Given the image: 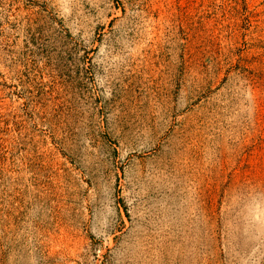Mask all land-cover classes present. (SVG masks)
Returning <instances> with one entry per match:
<instances>
[{
  "label": "rangeland",
  "instance_id": "rangeland-1",
  "mask_svg": "<svg viewBox=\"0 0 264 264\" xmlns=\"http://www.w3.org/2000/svg\"><path fill=\"white\" fill-rule=\"evenodd\" d=\"M0 264H264V0H0Z\"/></svg>",
  "mask_w": 264,
  "mask_h": 264
}]
</instances>
